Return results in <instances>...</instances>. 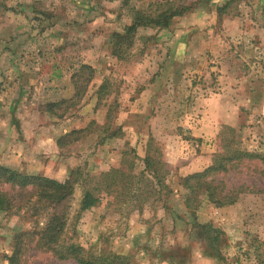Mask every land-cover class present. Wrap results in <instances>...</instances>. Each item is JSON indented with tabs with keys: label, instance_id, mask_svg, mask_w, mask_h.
<instances>
[{
	"label": "rangeland",
	"instance_id": "374dc122",
	"mask_svg": "<svg viewBox=\"0 0 264 264\" xmlns=\"http://www.w3.org/2000/svg\"><path fill=\"white\" fill-rule=\"evenodd\" d=\"M168 1L189 10L166 29L139 28L118 61L111 34L149 0H0V165L63 182L77 167H118L126 150L143 158L151 142L171 171L169 211L157 204L127 215L102 201L79 216L75 242L96 253L130 254L140 264H223L194 238L187 218L174 220L183 214L178 181L211 164L222 133L241 149L264 153V0ZM81 64L93 68L94 78L76 99L72 75ZM104 80L109 93L98 102ZM83 128L79 139L58 145ZM212 128L213 137L205 133ZM254 170L246 164L225 176L228 188L251 190L234 204L204 203L196 213L199 223L224 232L220 249L229 262L244 260L252 241L264 250V180ZM80 199L75 188L71 217ZM42 204L31 198L0 212V264H8L15 236L19 264H76L30 241L45 222Z\"/></svg>",
	"mask_w": 264,
	"mask_h": 264
},
{
	"label": "trees",
	"instance_id": "16d2710c",
	"mask_svg": "<svg viewBox=\"0 0 264 264\" xmlns=\"http://www.w3.org/2000/svg\"><path fill=\"white\" fill-rule=\"evenodd\" d=\"M131 10L130 24L125 26L121 33L114 32L110 36V54L118 61L127 58V51L132 47L139 28L166 29L174 18L183 16L189 8L175 6L174 2L168 0L165 2L149 0L145 9ZM93 78L94 70L91 66L79 65L72 75L73 98L81 99ZM108 88L107 80L97 87L95 94L98 102L108 95ZM64 102L61 100L50 104L49 107ZM226 129L231 131L230 128ZM87 130L88 128L73 130L57 143L61 145V142L63 144V141L73 135H78L77 139H79L80 134H84ZM116 135V131L111 132L109 137ZM219 138L220 150L212 156L211 164L200 172L179 178L178 186L184 192L181 200L183 214H175L174 220L184 221L187 218L186 224L194 238L203 244L208 254L223 264H243L242 261L249 260H253L250 264H264V250H261V243L253 245L255 241H252L250 248L242 254L244 260L235 257L229 262L220 249L224 232L211 223H199L197 220L196 213L202 204H211L217 208L229 206L237 201L240 194L251 191L245 184L228 188L225 176L238 167L252 164L255 166L254 171L264 180V153L249 152L239 148L233 136L225 137L222 133V137L220 135ZM130 155L133 156L128 158ZM136 161L139 164H136ZM137 165L139 169L136 168ZM170 175L168 164L162 159L160 151L152 147L151 142H148L143 158L136 156L133 150H126L122 152V160L118 167H110L98 173L86 172L77 167L69 171L67 179L63 182L0 165V186L8 189L4 191L0 188V212L19 209L31 198H35V201L42 202L43 209L48 211L41 229L32 233L35 238H31L30 241L35 249L50 251L57 260H71L76 264H140L130 254L119 255L103 250L96 253L75 242L79 216L102 201H105L108 207L128 209L127 215L134 212L141 214L145 208L157 204H161L162 208L169 211L168 200L173 194L169 182ZM75 188L80 189L81 199L78 210L71 217L70 201ZM9 191H15L16 194L11 195ZM69 230L70 235H68ZM17 238L21 237L15 236V242ZM15 242L11 254L7 257L8 264L20 263L22 248ZM170 253L175 254L174 251Z\"/></svg>",
	"mask_w": 264,
	"mask_h": 264
},
{
	"label": "crops",
	"instance_id": "0c3cea01",
	"mask_svg": "<svg viewBox=\"0 0 264 264\" xmlns=\"http://www.w3.org/2000/svg\"><path fill=\"white\" fill-rule=\"evenodd\" d=\"M242 35H243V33H242ZM225 124H228V122H226ZM199 133H200V132H199ZM205 133H206L207 135H211V136L213 137V136L216 135V129H213V128H212V129L210 130V132H209V131H208V132L206 131ZM198 135H199V134H197V136H198ZM195 137H196V136H195ZM198 137H201V136H198Z\"/></svg>",
	"mask_w": 264,
	"mask_h": 264
}]
</instances>
